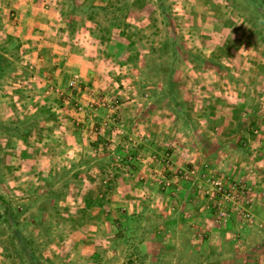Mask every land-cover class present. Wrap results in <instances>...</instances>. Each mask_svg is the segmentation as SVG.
<instances>
[{
	"label": "rangeland",
	"instance_id": "obj_1",
	"mask_svg": "<svg viewBox=\"0 0 264 264\" xmlns=\"http://www.w3.org/2000/svg\"><path fill=\"white\" fill-rule=\"evenodd\" d=\"M84 1L0 30V264H264V0Z\"/></svg>",
	"mask_w": 264,
	"mask_h": 264
},
{
	"label": "crops",
	"instance_id": "obj_2",
	"mask_svg": "<svg viewBox=\"0 0 264 264\" xmlns=\"http://www.w3.org/2000/svg\"><path fill=\"white\" fill-rule=\"evenodd\" d=\"M94 2L95 0L92 3L93 6L96 4ZM44 4H47L50 9L47 12L49 16H42L36 12L38 9H42ZM10 10L16 13L15 21L7 17ZM58 10H60V0H0V30L8 34V37L22 43L21 47L24 49L25 57L51 56L54 58L55 56L58 58L57 55H65L70 60H77V58L86 60L89 57L88 54L97 55L95 52L98 53V50L91 51V47L87 46H85V50L80 48L77 53H72V51L57 52L58 48H62L57 47V43L60 40H65L64 37L62 38L65 36L63 31L56 26L57 14L55 16V11ZM91 20L84 21L83 24L90 25ZM67 23L70 26V18ZM62 49H65V45Z\"/></svg>",
	"mask_w": 264,
	"mask_h": 264
},
{
	"label": "built area",
	"instance_id": "obj_3",
	"mask_svg": "<svg viewBox=\"0 0 264 264\" xmlns=\"http://www.w3.org/2000/svg\"><path fill=\"white\" fill-rule=\"evenodd\" d=\"M77 84V75H73L72 78L69 80L68 85L71 87H75Z\"/></svg>",
	"mask_w": 264,
	"mask_h": 264
}]
</instances>
